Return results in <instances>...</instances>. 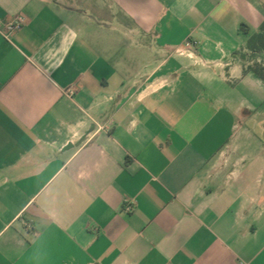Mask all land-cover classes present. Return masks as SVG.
<instances>
[{
    "label": "crops",
    "instance_id": "0c3cea01",
    "mask_svg": "<svg viewBox=\"0 0 264 264\" xmlns=\"http://www.w3.org/2000/svg\"><path fill=\"white\" fill-rule=\"evenodd\" d=\"M18 16L0 264H264V0H0Z\"/></svg>",
    "mask_w": 264,
    "mask_h": 264
},
{
    "label": "trees",
    "instance_id": "16d2710c",
    "mask_svg": "<svg viewBox=\"0 0 264 264\" xmlns=\"http://www.w3.org/2000/svg\"><path fill=\"white\" fill-rule=\"evenodd\" d=\"M241 31L248 34L249 28L246 25L241 26ZM247 50L254 56L264 53V23L261 26L259 33L253 35L249 38L247 45ZM249 71L255 73L259 78L264 81V65L260 63H254L248 67Z\"/></svg>",
    "mask_w": 264,
    "mask_h": 264
},
{
    "label": "built area",
    "instance_id": "2783aa9c",
    "mask_svg": "<svg viewBox=\"0 0 264 264\" xmlns=\"http://www.w3.org/2000/svg\"><path fill=\"white\" fill-rule=\"evenodd\" d=\"M25 18L23 16H18L14 21L1 23L0 22V32L7 37L9 33L21 29L25 25Z\"/></svg>",
    "mask_w": 264,
    "mask_h": 264
}]
</instances>
